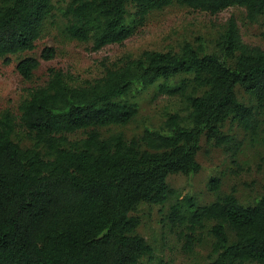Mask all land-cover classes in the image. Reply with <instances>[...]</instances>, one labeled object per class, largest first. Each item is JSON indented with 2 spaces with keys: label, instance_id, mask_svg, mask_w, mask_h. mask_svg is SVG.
<instances>
[{
  "label": "trees",
  "instance_id": "obj_1",
  "mask_svg": "<svg viewBox=\"0 0 264 264\" xmlns=\"http://www.w3.org/2000/svg\"><path fill=\"white\" fill-rule=\"evenodd\" d=\"M171 4L210 14L239 6L249 20L264 14V0H0V58L9 64L10 56L32 51L57 5L63 34L98 50L123 43L151 11ZM214 47L208 52L186 41L177 51L145 50L81 84L50 67L44 84L20 101L18 116L0 111V264H139L153 253L132 214L142 202L169 203L166 218L181 228L187 252L207 227L206 264H264V193L243 204L232 189L199 204L167 181L200 170L202 136L228 143L227 121L256 135L264 48L244 43L233 17ZM54 55L45 46L40 58ZM39 64L23 56L16 70L30 79ZM152 85L183 97L187 114L170 113L158 129L131 138L101 134V127L128 124L138 112L134 96ZM237 87L251 104L239 99ZM220 183L210 177L208 189L217 192Z\"/></svg>",
  "mask_w": 264,
  "mask_h": 264
},
{
  "label": "rangeland",
  "instance_id": "obj_2",
  "mask_svg": "<svg viewBox=\"0 0 264 264\" xmlns=\"http://www.w3.org/2000/svg\"><path fill=\"white\" fill-rule=\"evenodd\" d=\"M61 9V5H57L45 21L32 51L10 56L9 64L0 58V111L9 108L18 116L20 101L29 88L44 84L50 67L61 69L70 82L81 84L100 77L106 68L120 65L126 58H135L145 50L177 51L183 42L188 41L203 45L208 52H212L217 36L230 17L235 19L244 43L264 48V14L249 20L245 9L239 6L210 14L171 4L151 11L143 24L123 43L107 44L98 50L91 49L90 42L69 39L63 34L66 21ZM45 46L54 48L55 55L50 60L40 58ZM29 55L39 58L40 64L30 79H24L17 72L16 63ZM236 91L241 101L251 104L244 89L237 87ZM134 97L138 104L135 117L126 125L99 128L102 135L121 132L126 138H131L140 135L145 128L158 129L170 113L185 116L188 111L183 97L158 93L155 85L136 93ZM257 120L256 135L238 121H227L223 130L231 139L222 145L217 146L202 136L196 156L200 170L190 175H170L167 179L169 186L181 195L194 196L199 204L209 203L232 189L241 203L253 202L264 193V112L257 115ZM82 134L79 132L75 136ZM22 142L29 143L27 140ZM210 177L221 180L217 192L208 189ZM168 206L169 203L161 207L142 202L132 212L139 219L137 232L153 249L152 255L142 258L139 264H206L210 260L212 239L207 227L196 232L194 249L185 251L181 228L172 225L166 218Z\"/></svg>",
  "mask_w": 264,
  "mask_h": 264
}]
</instances>
